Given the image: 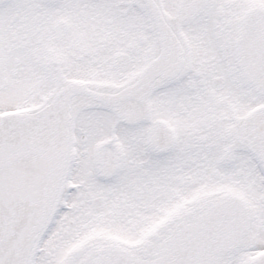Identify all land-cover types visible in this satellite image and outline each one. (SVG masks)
<instances>
[{
	"label": "snow or ice",
	"instance_id": "obj_1",
	"mask_svg": "<svg viewBox=\"0 0 264 264\" xmlns=\"http://www.w3.org/2000/svg\"><path fill=\"white\" fill-rule=\"evenodd\" d=\"M0 264H264V0H0Z\"/></svg>",
	"mask_w": 264,
	"mask_h": 264
}]
</instances>
